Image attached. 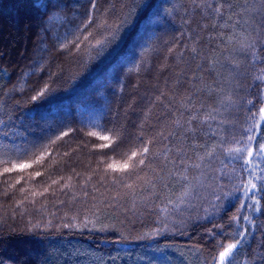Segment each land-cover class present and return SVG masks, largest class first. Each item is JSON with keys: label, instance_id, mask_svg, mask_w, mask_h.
I'll list each match as a JSON object with an SVG mask.
<instances>
[{"label": "trees", "instance_id": "1", "mask_svg": "<svg viewBox=\"0 0 264 264\" xmlns=\"http://www.w3.org/2000/svg\"><path fill=\"white\" fill-rule=\"evenodd\" d=\"M35 2L0 0V160L44 155L24 172L4 173L10 165L0 163V264H89L79 251L103 264H130L135 250L160 246L189 249L191 264H217L221 245L244 228L253 249L264 245V193L259 212L241 199L236 189L248 166L225 151L244 141L250 110L258 121L247 88L210 121L202 142L217 146L216 157L192 171L196 191L183 199L175 176L153 187L145 182L154 179L150 168L139 179L108 169L121 158L115 144L100 148L108 141L89 135L119 133L124 152L171 130L178 71L220 59L232 46L227 39H207L216 32L197 28L190 0H53L46 13ZM105 36L111 43L101 50L95 44ZM193 46L203 54L195 61ZM203 100L212 107V97ZM258 131L259 142L263 124Z\"/></svg>", "mask_w": 264, "mask_h": 264}, {"label": "snow or ice", "instance_id": "2", "mask_svg": "<svg viewBox=\"0 0 264 264\" xmlns=\"http://www.w3.org/2000/svg\"><path fill=\"white\" fill-rule=\"evenodd\" d=\"M190 3L194 7V15L199 17L197 28L216 32L215 37L209 35L207 39L218 38L222 43L227 39L232 46H225L223 51L217 46L220 59L213 57L207 63L196 64L195 69L185 68L178 71L174 81L176 91L173 93L177 99L171 101L176 107L168 114L170 125H166L171 130L159 131L155 137L136 147H128L124 152H121V149L126 147L125 141L119 133L109 136L91 132L89 135L108 141L99 145L100 148H110L115 144L112 152L119 154L121 158L111 159L108 169L135 175L139 179L141 173L150 168L154 179H145V182L153 187L156 179L163 181L175 176L184 182L181 185L184 189L181 197L183 199L196 191L189 180L192 171H199L205 162L210 163L216 157L217 146L202 142V137L210 127V121L236 103L237 98H234V95L238 88H247L252 97L248 98L246 103L256 108L259 122L256 114L250 110L253 126L245 130L244 141L237 146L227 147L225 151L231 159L241 160L248 166L243 169L248 176L242 181V187L236 191L242 193L241 199L251 200L253 210L259 212L260 208L255 207L260 204L257 195L264 193V167H261V164H264V139L257 141L260 122H264V0H190ZM50 5L56 6L53 0H36L33 6L43 9L46 13ZM95 7V3H92L91 8ZM92 23L93 21L88 19L83 27L87 28ZM220 30H228L231 35H221ZM88 36H91V31L84 39ZM112 39H115V33ZM108 43L111 41L105 36L102 40H97L95 46L103 50ZM191 53L192 61L203 55L195 46L191 48ZM209 80L215 81V84ZM225 81L232 86L231 93L227 90ZM45 91L47 89L40 91L38 96H43ZM204 96H210L214 100L211 108L203 100ZM219 122L222 124L223 119ZM208 134L215 137L217 132L211 131ZM43 160L44 155H40L31 163H17L11 159L0 160V163L10 165L3 169L4 173L24 172ZM35 175L39 176L41 173L37 171ZM20 179L23 177L18 178L16 182L19 183ZM257 181L260 182L259 185ZM127 187L131 188L132 185ZM224 195L227 197L230 193L226 192ZM243 207L241 204L240 208ZM232 219L239 220V217L233 216ZM247 232L248 229L244 228L234 236V242L227 243L226 246L221 245L223 250L213 257L217 264H243L244 257L253 261V264H264V245L253 249L247 239Z\"/></svg>", "mask_w": 264, "mask_h": 264}, {"label": "rangeland", "instance_id": "3", "mask_svg": "<svg viewBox=\"0 0 264 264\" xmlns=\"http://www.w3.org/2000/svg\"><path fill=\"white\" fill-rule=\"evenodd\" d=\"M260 123L264 125V122ZM82 254L83 253L79 251V255H81L79 258L89 264H103V262H105L103 258H100L98 256L96 260L95 257H91L87 254ZM193 257L194 255L189 249L176 246H160L142 250H135L133 252L130 264H191ZM99 258L103 261L99 260ZM90 259H93V261ZM99 261H101V263ZM106 264L116 263L108 262ZM121 264L126 263L121 262Z\"/></svg>", "mask_w": 264, "mask_h": 264}]
</instances>
